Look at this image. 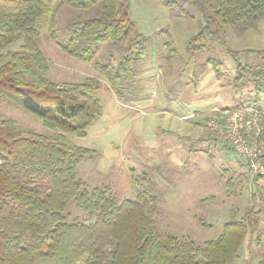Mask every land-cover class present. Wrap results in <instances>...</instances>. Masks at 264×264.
Instances as JSON below:
<instances>
[{
  "label": "trees",
  "instance_id": "obj_1",
  "mask_svg": "<svg viewBox=\"0 0 264 264\" xmlns=\"http://www.w3.org/2000/svg\"><path fill=\"white\" fill-rule=\"evenodd\" d=\"M57 1L52 8L51 0H0V100L37 116L50 130L40 133L12 117H0V264H233L248 238L256 235L260 244L263 210L253 204L240 219L225 222L219 236L199 243L159 228L153 214L161 196L147 173L133 176L139 193L123 200L108 185L88 187L80 178L79 165L97 151L75 144L67 134L86 136L103 115L97 94L101 80L51 79V62L39 45L42 30L63 52L85 62L94 60L96 46L117 44L118 60L111 56V63H94L116 95L135 78L131 66L145 55L147 39L131 20L130 0ZM187 1L203 22L189 48L203 50L213 42L225 46L236 63L234 86L251 85L256 94L227 110L264 104V65L243 64L241 51L226 44V26L239 35L258 27L264 0ZM65 3L97 7L98 13L71 20L64 29L66 39L60 40L57 14ZM246 52L264 58V49ZM205 138L223 140L213 132ZM251 181L264 194V176ZM225 186L231 195L244 185L229 177ZM72 207L83 217H73Z\"/></svg>",
  "mask_w": 264,
  "mask_h": 264
},
{
  "label": "rangeland",
  "instance_id": "obj_2",
  "mask_svg": "<svg viewBox=\"0 0 264 264\" xmlns=\"http://www.w3.org/2000/svg\"><path fill=\"white\" fill-rule=\"evenodd\" d=\"M57 4L51 0L52 8ZM97 13V7L82 9L65 3L57 14L58 38L66 39L64 29L71 20ZM130 17L147 39L146 53L133 60L135 78L117 95L94 66L96 61L110 62L111 56L118 60L122 55L117 44L96 46L94 60L85 62L63 52L47 29L39 39L51 62V79L82 82L95 76L101 80L97 94L104 105L103 115L86 136L67 134L75 144L97 151L79 165L80 178L88 187L108 185L123 200L137 197L133 176L147 173L161 196L153 214L159 228L199 243L219 236L225 222L240 219L253 204L263 210L258 230L261 241L255 243L256 235L248 238L233 264H258L264 259V194L252 178L244 176L246 166L229 143L226 148V140H206L213 131L203 126L210 115L254 99L253 87L234 86L236 63L225 46L213 42L203 50L189 48V40L203 22L187 0H130ZM226 44L241 51L243 64L264 65V58L246 52L264 49V19L244 35L226 26ZM2 116L50 133L37 116L4 100H0ZM229 177L242 180L244 186L236 194L229 195L226 189ZM71 213L83 217L76 207ZM197 218L207 225L202 226Z\"/></svg>",
  "mask_w": 264,
  "mask_h": 264
},
{
  "label": "built area",
  "instance_id": "obj_3",
  "mask_svg": "<svg viewBox=\"0 0 264 264\" xmlns=\"http://www.w3.org/2000/svg\"><path fill=\"white\" fill-rule=\"evenodd\" d=\"M207 127L229 143L250 178L264 176V104L245 103L209 116Z\"/></svg>",
  "mask_w": 264,
  "mask_h": 264
},
{
  "label": "crops",
  "instance_id": "obj_4",
  "mask_svg": "<svg viewBox=\"0 0 264 264\" xmlns=\"http://www.w3.org/2000/svg\"><path fill=\"white\" fill-rule=\"evenodd\" d=\"M245 165V164H244ZM245 169H246V172H247V167H245ZM246 174V173H245ZM248 179H251L250 177H248Z\"/></svg>",
  "mask_w": 264,
  "mask_h": 264
}]
</instances>
